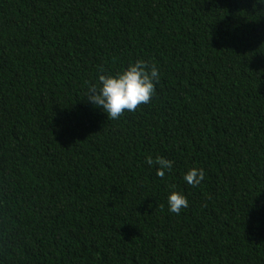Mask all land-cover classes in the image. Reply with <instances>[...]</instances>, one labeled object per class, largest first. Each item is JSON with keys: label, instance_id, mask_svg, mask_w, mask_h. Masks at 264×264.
Instances as JSON below:
<instances>
[{"label": "trees", "instance_id": "1", "mask_svg": "<svg viewBox=\"0 0 264 264\" xmlns=\"http://www.w3.org/2000/svg\"><path fill=\"white\" fill-rule=\"evenodd\" d=\"M140 58L153 97L107 118L85 81ZM0 264H264V5L0 0Z\"/></svg>", "mask_w": 264, "mask_h": 264}, {"label": "clouds", "instance_id": "2", "mask_svg": "<svg viewBox=\"0 0 264 264\" xmlns=\"http://www.w3.org/2000/svg\"><path fill=\"white\" fill-rule=\"evenodd\" d=\"M258 5H264V0H255ZM255 6V5H254ZM161 73L158 66L145 59L129 61L126 67L115 73H104L101 70L94 83L85 81L88 102L99 108L107 118L118 119L125 111H135L138 106L149 103L159 83ZM149 165L154 161L149 158ZM156 174L164 177L171 172L173 161L157 157L155 160ZM204 170L190 168L184 175L185 183L192 187L198 186L204 179ZM168 211L180 214L182 208L188 207V200L184 194L173 188L167 195Z\"/></svg>", "mask_w": 264, "mask_h": 264}]
</instances>
